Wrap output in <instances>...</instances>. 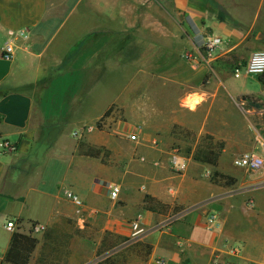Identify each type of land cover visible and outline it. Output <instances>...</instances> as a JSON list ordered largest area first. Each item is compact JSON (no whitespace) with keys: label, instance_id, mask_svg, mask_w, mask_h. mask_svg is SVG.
Wrapping results in <instances>:
<instances>
[{"label":"crops","instance_id":"1","mask_svg":"<svg viewBox=\"0 0 264 264\" xmlns=\"http://www.w3.org/2000/svg\"><path fill=\"white\" fill-rule=\"evenodd\" d=\"M118 2L0 0V264L13 233H25L33 223L64 236L56 245L48 241V252L59 248L65 264H83V252L92 251H77L72 242L86 232L95 250L108 245L120 253L125 245L120 257L126 264H264V168L253 172L235 165L246 152L261 153L264 82L254 92L230 89L227 62L243 36L201 0L170 1L176 26L171 50L179 56L171 66L147 59L150 76L117 81L123 88L115 99L100 111L93 105L99 112L92 132L72 138L47 122L48 85L75 62L88 67L100 52L99 36L115 27ZM209 37L223 41L212 57L203 49ZM8 42L16 48L13 61L2 57ZM76 50L71 63L57 70ZM90 96L79 108L84 118ZM247 99L253 104L246 107ZM130 134L140 142L130 141ZM4 141L17 151L5 153ZM173 148L186 159L182 174L169 165ZM198 150L209 159H196ZM108 184L121 188L117 199L110 198ZM66 189L85 203L82 219L64 197ZM213 213L220 225L210 231L207 217ZM139 218L144 233L134 238L132 223ZM9 221L17 222L15 231L6 228ZM40 233L34 237L41 251ZM233 245L241 247L239 256L232 255Z\"/></svg>","mask_w":264,"mask_h":264},{"label":"rangeland","instance_id":"2","mask_svg":"<svg viewBox=\"0 0 264 264\" xmlns=\"http://www.w3.org/2000/svg\"><path fill=\"white\" fill-rule=\"evenodd\" d=\"M116 23L114 28H110V35L104 33L99 36L100 52L95 53L93 60L86 68L80 67L78 63L70 65L68 69L53 77L52 83L48 91L43 95L49 98L46 104L47 117L46 120L51 124L58 125L60 129L72 133L83 128L85 125H93L98 112L115 99L119 90L123 87L117 84V81L122 84L127 76H150L153 70L144 68L147 59L149 62L162 61L170 64L174 63L179 54L172 52L171 47L174 43L172 34L176 31V26L172 16L171 0H118ZM209 9L215 12L216 16L222 20L220 13L224 14V20L232 26L236 27L243 36L242 43L236 49L235 56L228 59L227 74L229 79L227 85L234 86L238 90L247 89L249 91H257L260 89V78L263 76H247L242 75L240 78H235L234 69L244 65L246 57L251 52L264 50V0H201ZM166 31V35H160L161 31ZM104 32V31H103ZM183 38V37H182ZM145 39L153 41L154 44L160 43L166 45L165 48L149 45L142 46L140 42ZM114 47L115 52L109 53V50ZM187 55V54H185ZM114 56L117 59H112ZM99 58V59H98ZM146 59V60H145ZM145 60V61H144ZM120 64L133 65L131 69H115ZM156 63V62H155ZM111 65L108 70L106 65ZM110 79L107 83L101 81ZM101 81L95 87L96 81ZM111 83L112 86H111ZM95 87V88H94ZM121 88V89H120ZM95 89V92H90ZM92 91V90H91ZM50 97H49V96ZM94 97L88 106L87 116L82 117L79 113V108L82 107L84 99L89 96ZM90 96V97H91ZM40 97V96H38ZM253 104L250 99L246 101V107ZM93 105L99 107V111L95 110ZM49 106V108H48ZM48 109L49 116H48ZM124 119V117L122 116ZM97 125V124H96ZM192 148L191 145L188 146ZM186 150V151H189ZM31 226L24 228L25 233H30ZM41 233H33V236ZM86 238L83 235L76 236L74 241L75 249L92 251L84 253L85 261L83 264H95L99 261L110 257L115 251L114 247L101 246L98 250L93 249L92 236L86 232ZM88 238V239H87ZM89 242L84 244V242ZM72 245V244H71ZM70 256L72 258V247L70 246ZM114 248V249H113ZM64 249V248H63ZM122 252L119 253V259L123 263L125 260L120 257V254L127 250L125 245L122 246ZM82 251L75 252L76 258H80ZM113 256V255H112ZM45 258L46 261L44 262ZM49 258V260H48ZM59 258V260H57ZM43 260V262H42ZM71 263V262H70ZM78 263V262H77ZM31 264H65L61 262V253L59 248H51L35 252L34 260Z\"/></svg>","mask_w":264,"mask_h":264},{"label":"built area","instance_id":"3","mask_svg":"<svg viewBox=\"0 0 264 264\" xmlns=\"http://www.w3.org/2000/svg\"><path fill=\"white\" fill-rule=\"evenodd\" d=\"M223 44V41L221 38L218 37H209L205 40L203 44V49L205 50L208 57L214 56L217 49L220 45ZM2 57L7 61H13L16 57V48L13 45V43L8 42L3 51H2ZM191 55L187 54L186 58L191 59ZM235 78H240L242 75L247 76H255L259 77L264 74V50L255 51L251 54L249 60L246 64L235 67L234 71ZM94 130V126H87L84 128H81L79 130H76L72 133V136L74 138H82L85 133H90ZM128 139L134 143H139L140 138L137 134H130L128 136ZM261 153L257 152H246L239 156L235 160V165L240 168H244L253 172L260 171L264 168V140L258 141ZM2 149L5 153L13 154L17 151V146L10 143L9 141H4L2 144ZM169 157V165L173 170L176 172L182 174L187 170V162L186 159L182 156L181 152L177 148H173L168 152ZM142 161H145L144 158L141 159ZM207 176L211 178V173H208ZM107 188L110 193L111 199H117L120 195L121 188L116 184H108ZM64 197L73 203V205L76 208V214L82 219L83 212L86 210L85 203L83 200L75 194L72 190L66 189L64 191ZM249 206L251 208L254 207V202H249ZM220 225V218L217 213L210 214L207 217V229L210 231L217 230ZM18 227L17 222L15 221H9L6 225V228L9 231H15ZM132 229H133V237H139L144 233V229L141 225V218L137 219L132 223ZM33 233H40L45 231V227L43 225L37 224L35 226H32ZM127 247V246H126ZM230 251L233 256H239L241 254V247L238 245H233L230 247ZM117 254L116 251L112 253V255ZM111 255V256H112Z\"/></svg>","mask_w":264,"mask_h":264},{"label":"trees","instance_id":"4","mask_svg":"<svg viewBox=\"0 0 264 264\" xmlns=\"http://www.w3.org/2000/svg\"><path fill=\"white\" fill-rule=\"evenodd\" d=\"M220 16L222 20H224L225 17L224 14L220 13ZM77 52H78L77 50L71 52L64 61V63L62 64V66L57 70L61 71L64 68H66L75 58ZM262 76L263 77H261L260 80L264 82V74ZM196 159L205 161L208 160L209 158L206 156L203 150H198L196 154ZM35 225L36 224L33 223L32 226ZM44 233H45L44 234L45 249L48 248V241L52 242L53 243L52 245H56L60 240V238H64V236L57 234L55 231H50L48 233V230L45 229ZM40 244H41V240L33 236L32 230L30 231V234L22 233L21 231L14 232L12 235L10 247L7 253L5 254V257L1 264H31V262L34 260L35 252L38 250ZM118 255L119 253L114 254L113 256L107 257L104 260L99 261L95 264H126L125 261L123 263L121 262ZM42 259H44V262L46 261L45 258Z\"/></svg>","mask_w":264,"mask_h":264}]
</instances>
